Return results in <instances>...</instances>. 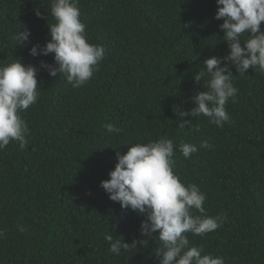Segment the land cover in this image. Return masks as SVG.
<instances>
[{
  "label": "trees",
  "instance_id": "1",
  "mask_svg": "<svg viewBox=\"0 0 264 264\" xmlns=\"http://www.w3.org/2000/svg\"><path fill=\"white\" fill-rule=\"evenodd\" d=\"M51 2L0 0V66L33 65L40 85L38 102L20 113L30 129L27 147L13 141L0 151V264H159V233L142 236L146 215L110 200L101 181L110 179L117 152L162 137L174 141L175 174L207 195L205 214L226 217L211 233H188L190 244L225 264H264V74L249 68L240 75L222 61L238 89L226 104L233 123L179 116L208 90L207 76L194 79L206 71L204 61L230 52L216 0H79L89 42L106 50L79 88L41 68L42 61L58 67L54 53L30 55L51 39ZM23 29L31 36L20 45L13 36ZM185 119L195 126L179 127ZM109 123L120 131L108 132ZM204 140L214 148H201ZM182 142L198 151L184 158ZM110 234L149 243L115 255Z\"/></svg>",
  "mask_w": 264,
  "mask_h": 264
},
{
  "label": "clouds",
  "instance_id": "2",
  "mask_svg": "<svg viewBox=\"0 0 264 264\" xmlns=\"http://www.w3.org/2000/svg\"><path fill=\"white\" fill-rule=\"evenodd\" d=\"M218 11L215 18L223 19L219 26L224 31L223 40L230 52L223 58L213 56L204 61L206 71L195 74L200 83L206 76L207 91L199 92L195 97V107L179 112V116L208 118L209 123L223 127L225 122L233 123L226 109L231 99L233 102L238 89L233 84V75L222 61L230 62L240 75L249 68L264 74V0H216ZM51 15L56 23L49 25L51 39L43 46L34 45L30 55L47 56L54 53L55 64L41 62V68L55 77L58 73L66 78L73 88H79L89 82L94 72L99 70L100 62L106 56L102 45L90 43L86 35V25L81 21L79 0H52ZM38 16L42 14L37 12ZM249 38L241 45V37ZM30 30L23 29L13 36L20 45L29 41ZM39 69L26 65L21 60L0 66V151L10 142H18L21 150L28 145L30 129L20 113L38 102L40 85ZM192 125L191 120H183L179 127ZM108 132H119L111 123L105 125ZM196 130L199 131L198 126ZM201 148L212 150L214 143L204 140ZM175 144L172 139L162 137L146 144L136 143L128 148L126 154L117 152L118 163L109 173L110 179L101 181V187L109 194V199L119 202L125 210L131 208L146 215L141 223V235L150 237L159 233L164 248L156 254L162 256L159 264H225L221 256L203 254L202 246H192L188 233L203 236L223 226V215L207 216L204 204L207 195L195 183L185 184L174 172ZM179 151L188 159L198 151L195 144L181 143ZM195 209L202 215H193ZM4 233L0 230V236ZM105 239L110 243L108 251L120 255L122 247L148 246L149 240H133L124 243L113 236Z\"/></svg>",
  "mask_w": 264,
  "mask_h": 264
}]
</instances>
